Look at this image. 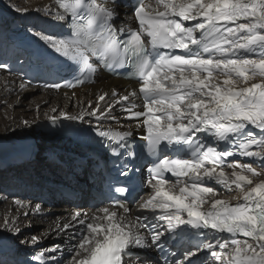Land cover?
Segmentation results:
<instances>
[{"label": "snow or ice", "instance_id": "6c2138e0", "mask_svg": "<svg viewBox=\"0 0 264 264\" xmlns=\"http://www.w3.org/2000/svg\"><path fill=\"white\" fill-rule=\"evenodd\" d=\"M125 4L128 18L118 23ZM42 11L70 29L68 38L32 32L58 54L32 53L38 75L52 78L44 88L61 89L59 58L80 66L64 87L103 71L131 76L133 87L123 95L104 91L76 115L46 114L53 125L87 122L83 131L117 164L124 161L109 191L125 199L109 196L48 237L32 235L24 243L34 247L59 237L32 261L152 264L140 252L156 250L164 264H264V0H52ZM0 69L10 71L6 63ZM30 83L21 79L19 89ZM145 153L151 167L137 178L129 162ZM134 179L143 191L133 197L135 210L127 201ZM12 203L13 211L23 207ZM0 226L20 233L17 216H4Z\"/></svg>", "mask_w": 264, "mask_h": 264}, {"label": "bare ground", "instance_id": "6f19581e", "mask_svg": "<svg viewBox=\"0 0 264 264\" xmlns=\"http://www.w3.org/2000/svg\"><path fill=\"white\" fill-rule=\"evenodd\" d=\"M2 2L5 4L6 8L12 12L10 21H19L27 25V29L32 32L46 30L49 34H55L54 29L58 27L57 23L54 22L51 17L44 16L42 11L44 6L52 3V0H19L18 5L12 0H2ZM37 8L41 9V11L37 12ZM16 9H20V11H17ZM126 13L127 11L120 10V19H118V23L123 22L128 18ZM5 33L6 30L4 25L0 23V60H9L15 56L14 50L6 40ZM20 80L21 79L18 76L0 70V107L7 104L9 112L12 114L7 117L4 115L0 118V144L6 141L23 140L28 138L36 139L40 141V144L37 146V153L32 155L30 159L24 163H13L12 161L0 158V220L6 215L19 217L20 233H9L4 231L2 226H0V232H4L8 236L13 237L15 242L20 244L23 249L25 246L31 245L24 243V241L30 240V237L32 236L31 234L25 233V229L27 230L29 226L39 227V230L37 229L35 235L48 237L49 234L53 232L55 226L62 223L71 214L76 211L91 212L93 210V206L87 207L85 201L82 200L76 206H61L58 203L60 201L57 200L51 207V205L43 206L44 200H38L37 196H26L23 194L26 190L31 189L39 195L44 184L48 181H52V179L59 178L58 171L61 169L60 164L64 165L67 169L71 164V160L65 156L58 159V164L56 163L57 160H51L48 157L49 153H55V150L60 149L58 147V142H55L51 137L42 136L38 132L37 125L49 121L46 114L58 115V112H52L53 108L58 109V111L67 112L70 115H76L86 104L92 103L95 105L98 102L96 97L100 93L104 91L111 92L112 89H115L123 95L126 90L125 87L129 84L107 76H99L95 85L92 86L70 91H47L29 86L24 90H20ZM6 85L7 87H5ZM128 87L131 88L133 86L129 85ZM35 91L39 93V95H36V98L33 100L35 106L33 105L28 109H22V97H28V94ZM99 103L101 107L105 104V102ZM114 114L119 115L118 106ZM87 119L92 120L93 124L97 123L95 118ZM24 120L29 122L28 126L24 125ZM60 121L69 123L81 122L63 119ZM82 123L89 125L87 122ZM63 150L68 151L65 148ZM64 159L66 161H64ZM217 187L219 186L217 185ZM8 190H16L20 193L12 199H5L6 195L4 193ZM81 193L83 196L88 195V192H85L84 190H82ZM45 194H48V197L53 195L51 191L47 189H45ZM142 194L143 191L141 195ZM21 198H23V200ZM228 198L234 199L231 194H229ZM16 199L23 202V207L13 211L15 206L12 202ZM37 204L40 205L39 212H37L35 207ZM97 204L100 203L97 202ZM129 205L135 210V202ZM48 210L54 213L53 217L48 218L50 215L45 218H43V216L40 217L43 212ZM23 212H28L30 215L25 217L22 215ZM23 217L25 219H23ZM58 239L59 237L52 235L50 239H42L39 245L35 246V248L40 252L45 247H50L53 243L57 242ZM64 246L67 247V244L65 243ZM152 251L155 252V250ZM163 263L164 261H161V258L159 257L152 261V264ZM197 264H199V261Z\"/></svg>", "mask_w": 264, "mask_h": 264}, {"label": "rangeland", "instance_id": "374dc122", "mask_svg": "<svg viewBox=\"0 0 264 264\" xmlns=\"http://www.w3.org/2000/svg\"><path fill=\"white\" fill-rule=\"evenodd\" d=\"M14 3H16V5H18L19 4V0H12ZM37 91V90H36ZM32 92L31 94H28L29 96L28 97H22V99H21V101H22V109H28V108H30L31 106H33L34 105V103H33V100L36 98L35 96L36 95H39V93H37V92ZM39 92V91H38ZM54 94V93H53ZM27 98V99H26ZM35 106V105H34ZM9 107H8V105L7 104H5V105H2L1 107H0V118L2 117V116H4L5 115V117H7V116H9V115H12L11 114V112H9V109H8ZM30 110V109H29ZM54 208V207H53ZM56 208V207H55ZM48 216V215H50L48 218H51V217H53L54 216V213H52L51 211H47V214H45V216ZM42 216H44V215H40V217H42ZM43 218H45V217H43ZM23 219H25L24 217H23ZM37 229L39 230V227H36V226H29L28 228H27V230L25 229V233H28V234H31V235H35L36 234V232H37Z\"/></svg>", "mask_w": 264, "mask_h": 264}]
</instances>
